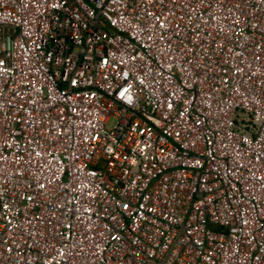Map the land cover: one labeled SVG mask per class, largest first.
<instances>
[{
    "label": "built area",
    "instance_id": "built-area-1",
    "mask_svg": "<svg viewBox=\"0 0 264 264\" xmlns=\"http://www.w3.org/2000/svg\"><path fill=\"white\" fill-rule=\"evenodd\" d=\"M0 264H264V0H0Z\"/></svg>",
    "mask_w": 264,
    "mask_h": 264
},
{
    "label": "rangeland",
    "instance_id": "rangeland-1",
    "mask_svg": "<svg viewBox=\"0 0 264 264\" xmlns=\"http://www.w3.org/2000/svg\"><path fill=\"white\" fill-rule=\"evenodd\" d=\"M111 121H112V120H109V122L107 123V125H110Z\"/></svg>",
    "mask_w": 264,
    "mask_h": 264
}]
</instances>
